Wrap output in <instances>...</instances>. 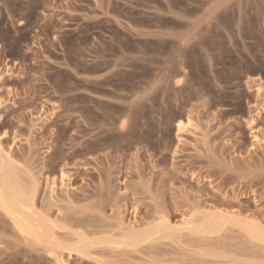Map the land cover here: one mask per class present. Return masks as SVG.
Here are the masks:
<instances>
[{"label": "rangeland", "instance_id": "obj_1", "mask_svg": "<svg viewBox=\"0 0 264 264\" xmlns=\"http://www.w3.org/2000/svg\"><path fill=\"white\" fill-rule=\"evenodd\" d=\"M0 147L62 245L117 241L64 264H264V0H0ZM0 264L59 260L0 212Z\"/></svg>", "mask_w": 264, "mask_h": 264}, {"label": "bare ground", "instance_id": "obj_2", "mask_svg": "<svg viewBox=\"0 0 264 264\" xmlns=\"http://www.w3.org/2000/svg\"><path fill=\"white\" fill-rule=\"evenodd\" d=\"M250 124L253 125L254 121L251 120ZM181 128V122L177 123L176 134L180 132ZM256 138L257 136L254 137V139ZM35 181L32 177H24L13 159L9 158L0 147V212L8 217L15 231L19 235H22L24 239L32 240L37 245L46 248L48 253H51L56 260H59V264H64V262L59 258L56 250H72L84 256L86 253L85 249L99 246L100 244L107 245L115 243L114 241L116 240L109 241L108 238L102 243H99L101 240L98 242L97 239L87 242L85 238H80L78 244L75 246L69 245L67 247L62 245L57 233L55 234V230L57 229L56 231H58L59 229L57 224L49 220L46 216L41 215L35 209L36 207L34 206L35 203H33L32 196ZM210 216L205 218L200 225L197 224L198 226H195L196 224L192 222H188L184 228L196 234L203 233L209 236L218 234L220 228L224 227L227 222L222 218L219 219L212 217V215ZM162 221L165 222L163 226L145 231H126L127 233L122 236L123 241L118 246L120 247L122 245L124 248L126 246L145 244V242L149 243L153 240L154 236L157 237V235L163 234L169 228V222H167L165 217H163ZM244 229H246V234L251 240L264 242V232L260 228L246 226Z\"/></svg>", "mask_w": 264, "mask_h": 264}]
</instances>
